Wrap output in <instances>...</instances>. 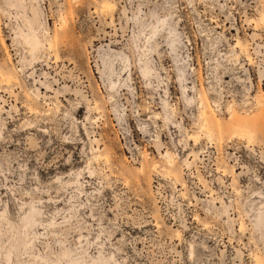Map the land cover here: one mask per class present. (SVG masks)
Returning a JSON list of instances; mask_svg holds the SVG:
<instances>
[{
	"label": "rangeland",
	"instance_id": "1",
	"mask_svg": "<svg viewBox=\"0 0 264 264\" xmlns=\"http://www.w3.org/2000/svg\"><path fill=\"white\" fill-rule=\"evenodd\" d=\"M11 2L0 264H264V0Z\"/></svg>",
	"mask_w": 264,
	"mask_h": 264
},
{
	"label": "bare ground",
	"instance_id": "2",
	"mask_svg": "<svg viewBox=\"0 0 264 264\" xmlns=\"http://www.w3.org/2000/svg\"><path fill=\"white\" fill-rule=\"evenodd\" d=\"M15 1H18V0H12V2H11V4H14V2ZM104 3V2H103ZM103 8V11H104V9H106V8H110L111 7V9H112V4H109V3H107V2H105L104 3V5L102 6ZM108 10V9H107ZM36 8L34 9V15H36V13L38 14V12H36ZM263 13H261V15H262ZM259 18L262 20L263 18H264V16L262 15L261 17L259 16ZM260 20V21H261ZM264 20V19H263ZM262 20V21H263ZM29 22V25L31 24V22H30V20L28 21ZM31 27V33L29 32V33H26V32H23L22 30H18V32H17V35H19V37H22L23 38V43L27 46V48H28V51H34V50H38L39 48H41L42 46H43V41H42V39L40 38V36L38 35V34H36L34 31V28H32V26H30ZM240 45L238 42L236 43V45ZM49 47H51V43H49V46H48V48ZM123 69V68H122ZM146 72V71H145ZM147 72H148V70H147ZM150 72V71H149ZM146 74V73H145ZM3 80V79H2ZM115 84V82H112V85H114ZM199 102H201V104H202V101H199ZM164 103L166 104V105H168V103L166 102V100H164ZM204 103V102H203ZM200 104V103H199ZM29 106H30V104H29ZM29 106H27V107H29ZM32 107V106H31ZM28 108L29 110H32V108ZM34 108V107H33ZM202 109V108H201ZM201 113V118H203V115H206L207 114V109L204 107L203 109H202V111H200ZM207 119V118H206ZM206 119H203V120H205L204 121V123H202L201 124V128L202 127H206V128H208L207 126H206V124H207V122L209 123V121H208V119L206 120ZM251 124V125H250ZM247 125H249V127L250 126H252V123H249V121L247 122ZM208 131V130H207ZM207 133H209V132H207ZM197 138H198V136H197V134L196 135H193V139H194V141H196L197 140ZM171 154H169L168 152H166V153H164V155H162V157L165 159V161H166V163H168L169 165H173V160L174 159H172V157L170 156ZM186 161V160H185ZM188 164H189V162H188ZM174 166V165H173ZM172 166V167H173ZM170 167V166H169ZM172 167H171V169H172ZM171 169H166V173H168V174H173L174 176H176V172H175V170H171ZM173 169H176V168H174L173 167ZM177 171V170H176ZM178 172V171H177ZM179 174V173H178ZM176 179H178V178H176ZM180 179V178H179ZM259 213V212H258ZM258 215V214H257ZM256 217V216H255ZM257 222H256V224L258 223V224H260L262 227H264V212L262 213V215H259L257 218ZM256 221V220H255ZM241 225V224H240ZM243 225V224H242ZM241 225V227H243ZM258 226V225H257ZM243 229V228H242ZM178 234V233H177ZM180 235V234H179ZM255 263L256 264H261V263H259V262H256L255 261Z\"/></svg>",
	"mask_w": 264,
	"mask_h": 264
}]
</instances>
